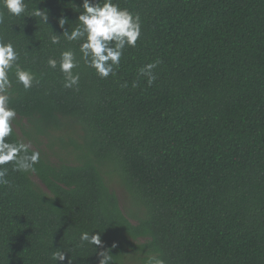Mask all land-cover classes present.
<instances>
[{"label": "trees", "instance_id": "16d2710c", "mask_svg": "<svg viewBox=\"0 0 264 264\" xmlns=\"http://www.w3.org/2000/svg\"><path fill=\"white\" fill-rule=\"evenodd\" d=\"M25 2L19 17L0 8V38L39 82L14 83L11 106L24 136L55 155L56 140L66 160L37 151L35 172L7 166L0 264H55L54 248L67 252L62 264H99L104 250L110 264H264V0H113L140 16L137 46L107 79L81 61L71 89L47 59L78 49L51 36L76 26L82 0ZM36 8L48 25L31 16ZM156 60L149 86L139 69ZM6 139L23 143L14 129ZM112 172L131 214L107 185ZM82 232L102 244L81 246Z\"/></svg>", "mask_w": 264, "mask_h": 264}, {"label": "clouds", "instance_id": "9594fccd", "mask_svg": "<svg viewBox=\"0 0 264 264\" xmlns=\"http://www.w3.org/2000/svg\"><path fill=\"white\" fill-rule=\"evenodd\" d=\"M0 8L11 16L19 17L27 10L25 0H0ZM76 26L71 31L63 30L62 35L53 32L51 44H60L63 36L68 42H78V49L68 48L60 52L59 60L49 57L47 66L56 70L63 76L64 88L71 89L80 81V73L75 71L80 68L81 61L84 66L94 70L100 79H107L115 74L119 68L121 57L126 48H135L141 37V20L138 14H133L127 8H121L113 0H82L79 7ZM31 16L39 17L43 24L48 25L49 15L41 9H34ZM0 23L3 15L0 13ZM59 27L64 29L68 24L67 19L58 20ZM159 60L144 65L139 69L141 76L147 77L149 86L155 81L153 73ZM35 73L30 68H25L20 63V53L11 41L0 38V185H7L8 165L16 172H35V165L40 161V153L29 152V146L21 142H9L6 138L13 134L12 123L17 116V111L11 106L10 89L13 84L21 85L25 91L38 83ZM126 86V85H125ZM81 246L86 242L90 245L102 244L100 235L82 232L79 236ZM53 247V246H52ZM115 247V245H113ZM50 258L55 264H62L66 259L65 251L54 248ZM99 264H110L112 255L108 250L99 253ZM67 264H72L70 257ZM147 264H164L162 259L150 257Z\"/></svg>", "mask_w": 264, "mask_h": 264}, {"label": "rangeland", "instance_id": "374dc122", "mask_svg": "<svg viewBox=\"0 0 264 264\" xmlns=\"http://www.w3.org/2000/svg\"><path fill=\"white\" fill-rule=\"evenodd\" d=\"M26 126V121L21 120L18 116H16L15 120L12 123V127L17 134L18 138L25 144L28 145L30 149L34 151H40L42 153H45L48 155L49 159L53 163L60 162L61 160L65 161V154L59 150L58 142L55 140L53 149L54 151H57V154L55 155L50 150V144L47 140L41 139L38 144L35 142L29 140L26 136L23 135L20 128ZM59 135H66V132H63L62 134L56 133L55 137L58 138ZM70 160V159H68ZM32 180L36 185H38L40 188L44 189V186L39 181V179L35 176H32ZM105 180L107 182V185L109 186L110 190L113 191L118 199L119 206L124 214L128 215L135 211L136 205L135 202L129 197L128 193L125 191L124 187L122 186V183L120 179L117 177L116 174L113 172L111 174H108L105 176ZM132 223H135L134 220H131ZM144 240H138L135 242V244H142ZM125 264H138V262L134 259L128 258L125 261Z\"/></svg>", "mask_w": 264, "mask_h": 264}]
</instances>
